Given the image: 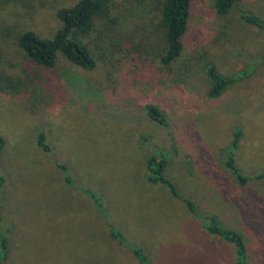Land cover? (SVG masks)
<instances>
[{"label": "rangeland", "instance_id": "rangeland-1", "mask_svg": "<svg viewBox=\"0 0 264 264\" xmlns=\"http://www.w3.org/2000/svg\"><path fill=\"white\" fill-rule=\"evenodd\" d=\"M129 1L112 0L115 32L101 25L78 34L95 69H58L62 85L50 78L49 89L43 77L31 80L39 69L15 39L28 29L51 37L60 26L56 12L77 0H0L1 264H138L110 228L142 247L150 264H235L231 244L210 237L167 188L148 183L146 157L157 150L180 196L242 234L248 264H264V180H253L264 175V32L242 19L264 22V0H240L223 17L213 0H192L195 38L169 68L159 62L157 19L132 18ZM206 64L235 78L217 98L209 95ZM127 66L138 74L137 93L114 103L117 73ZM150 106L166 127L148 117ZM237 129L235 165L252 179L243 187L224 166ZM40 132L49 152L38 146ZM82 189L100 196L105 220Z\"/></svg>", "mask_w": 264, "mask_h": 264}, {"label": "trees", "instance_id": "trees-1", "mask_svg": "<svg viewBox=\"0 0 264 264\" xmlns=\"http://www.w3.org/2000/svg\"><path fill=\"white\" fill-rule=\"evenodd\" d=\"M240 0H213V10L217 17L227 15ZM112 0H77L70 7H64L56 12V18L60 23L59 28L49 38H43L34 31L28 29L18 32L15 43L21 55L32 65L39 69L38 79L32 75L31 80L40 84V77H43L50 89V78L58 81L57 88L62 85L65 77L56 74L58 69L71 66L73 69L93 71L96 67L95 59L86 45L78 40V34L90 35L99 29L106 30L107 27L115 32L118 20L110 15V5ZM127 14L132 18L157 19V29L160 30L163 41L159 62L162 66L169 68L183 54L184 50L192 45L194 29L192 19V0H130L126 7ZM243 21L264 32V22L250 15H243ZM99 39V38H98ZM100 40V39H99ZM133 66L141 69L139 60L131 61ZM113 67V64L111 65ZM205 74L210 83L209 95L213 98L219 97L227 86L231 85L234 77H223L212 64H206ZM130 67H121L117 73L116 93L112 102L117 99L131 98L137 93L138 74L132 72ZM46 87V86H45ZM146 113L150 119L162 127H166L165 117L162 112L155 107H147ZM241 130L237 129L233 135L232 142L225 151V168L233 175L237 185L245 186L251 178L246 177L236 167L234 154L241 138ZM39 148L44 152H49L50 148L46 144V135L40 132L37 137ZM4 147V140L0 137V153ZM166 154L157 150L146 157L147 181L151 185H162L168 189L173 198L181 200L187 207L189 213L201 222L205 232L226 244L234 247L235 264H248V252L246 242L242 234L237 231L224 228L217 219L212 216L202 217L198 214L195 205L189 199L183 198L177 191L175 184L166 177L168 161ZM64 175V180L68 186H73V181L69 172L64 166H60ZM3 180V178H0ZM253 180L262 181L264 175H256ZM2 181L0 182V184ZM85 196L92 201L102 219L105 220V209L99 195L90 190L82 189ZM1 230V229H0ZM110 237L118 245L130 250L136 258L138 264H150L142 247L131 244L124 234L116 229L110 228ZM0 264L6 257L7 242L5 236L0 231Z\"/></svg>", "mask_w": 264, "mask_h": 264}]
</instances>
